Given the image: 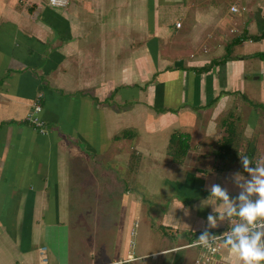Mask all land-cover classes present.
I'll use <instances>...</instances> for the list:
<instances>
[{
	"label": "crops",
	"instance_id": "0c3cea01",
	"mask_svg": "<svg viewBox=\"0 0 264 264\" xmlns=\"http://www.w3.org/2000/svg\"><path fill=\"white\" fill-rule=\"evenodd\" d=\"M48 1L0 0V264H196L211 185L264 165V0Z\"/></svg>",
	"mask_w": 264,
	"mask_h": 264
},
{
	"label": "clouds",
	"instance_id": "9594fccd",
	"mask_svg": "<svg viewBox=\"0 0 264 264\" xmlns=\"http://www.w3.org/2000/svg\"><path fill=\"white\" fill-rule=\"evenodd\" d=\"M233 11L235 8L232 9ZM240 162L249 175L238 184L241 189L236 197L229 198L227 192L219 185L213 184L210 192L223 202V212L206 217L208 228L217 227V220L236 218L222 237L210 231L201 232L195 244L212 252L216 250L217 240L230 257L239 264H264V165L250 167L248 156H240ZM239 180V177H237Z\"/></svg>",
	"mask_w": 264,
	"mask_h": 264
},
{
	"label": "built area",
	"instance_id": "2783aa9c",
	"mask_svg": "<svg viewBox=\"0 0 264 264\" xmlns=\"http://www.w3.org/2000/svg\"><path fill=\"white\" fill-rule=\"evenodd\" d=\"M71 3V0H49L48 4L50 7L52 8H57V9H65L67 8ZM235 8V10L233 11L232 9ZM231 11L234 13H239V12H245L246 8H238L237 6H233L231 7ZM177 27H180V25L178 24ZM41 105L36 104L34 106V111L32 112L31 116H29L31 123L33 124V126H35V128L41 133H45L46 130V126L45 123L41 120L38 119L37 114H39L41 112ZM236 222V218L232 217L230 218L227 227H225L222 231H219L217 233H214L216 236L218 237H222V234L226 231L229 230V228L231 227V224ZM195 239L196 237L192 238V240L185 246L186 248H193V249H198L201 252V255L199 257V259L196 261V264H209L212 260V258L217 255L221 249V245H220V241L217 240V244L215 245L216 250L215 251H208L207 249H204L198 245L195 244ZM132 246H134V244L132 243ZM39 264H48V257H47V251L46 248H41L39 250ZM20 264V263H18ZM122 264V263H119Z\"/></svg>",
	"mask_w": 264,
	"mask_h": 264
},
{
	"label": "trees",
	"instance_id": "16d2710c",
	"mask_svg": "<svg viewBox=\"0 0 264 264\" xmlns=\"http://www.w3.org/2000/svg\"><path fill=\"white\" fill-rule=\"evenodd\" d=\"M264 37V31L261 33L260 36H257V37H253L251 39L253 40H258V39H261ZM249 39V37H245V38H239V39H236L234 40L231 44V45H237V44H240L242 41H245ZM229 46H228V49H227V54L229 55ZM217 63V62H216ZM213 64V63H212ZM211 66H206L204 67L203 69H201L200 71H207L210 69ZM131 132H128V131H125L121 134V136L119 137H116L115 139H126L127 136L130 134ZM132 138L135 139L136 138V134L135 133H132ZM228 140V141H227ZM233 140V138H229L228 136L226 138H224V142L226 141L225 144H229V143H232L231 141ZM190 150V139L189 137L187 136H183L182 134H173L170 138V145H169V149H168V155L171 157L172 161L174 163H178V164H181L188 152ZM225 152L227 154V156H230V155H233L232 154V151L230 149H228V147H226L225 149Z\"/></svg>",
	"mask_w": 264,
	"mask_h": 264
},
{
	"label": "rangeland",
	"instance_id": "374dc122",
	"mask_svg": "<svg viewBox=\"0 0 264 264\" xmlns=\"http://www.w3.org/2000/svg\"><path fill=\"white\" fill-rule=\"evenodd\" d=\"M41 109H42V106H41ZM40 120V119H39ZM42 121V120H41ZM44 122V121H43ZM40 133V132H39ZM41 134H43V135H45V134H47V132H41ZM127 183H129L130 184V181L129 180H121L120 182H118V198H117V205H118V207H119V203L121 202V198H122V196L123 195H125V191H124V189H125V185L127 184ZM120 211H121V206H120Z\"/></svg>",
	"mask_w": 264,
	"mask_h": 264
}]
</instances>
